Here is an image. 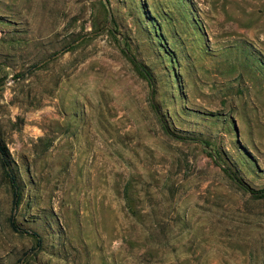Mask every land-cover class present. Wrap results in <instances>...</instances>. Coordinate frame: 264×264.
<instances>
[{"label": "rangeland", "instance_id": "rangeland-1", "mask_svg": "<svg viewBox=\"0 0 264 264\" xmlns=\"http://www.w3.org/2000/svg\"><path fill=\"white\" fill-rule=\"evenodd\" d=\"M0 144V264H264V0H0Z\"/></svg>", "mask_w": 264, "mask_h": 264}, {"label": "trees", "instance_id": "trees-1", "mask_svg": "<svg viewBox=\"0 0 264 264\" xmlns=\"http://www.w3.org/2000/svg\"><path fill=\"white\" fill-rule=\"evenodd\" d=\"M0 166H1L2 171H3L6 179L8 180L9 185H10L11 192L13 195L14 207H17L19 205L20 199H21L20 198V188H19V185L17 183V179H16V177L12 171L8 152H7L6 148L1 144H0ZM11 226L15 231H19L15 224L11 223ZM22 233H25V232H22ZM32 236L36 237L35 234H32Z\"/></svg>", "mask_w": 264, "mask_h": 264}]
</instances>
